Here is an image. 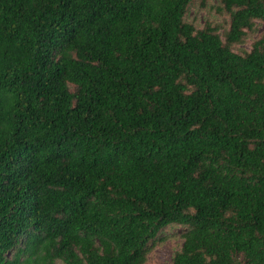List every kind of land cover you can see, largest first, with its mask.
Masks as SVG:
<instances>
[{"label": "trees", "instance_id": "trees-1", "mask_svg": "<svg viewBox=\"0 0 264 264\" xmlns=\"http://www.w3.org/2000/svg\"><path fill=\"white\" fill-rule=\"evenodd\" d=\"M195 1L0 0V264H264V0Z\"/></svg>", "mask_w": 264, "mask_h": 264}, {"label": "rangeland", "instance_id": "rangeland-1", "mask_svg": "<svg viewBox=\"0 0 264 264\" xmlns=\"http://www.w3.org/2000/svg\"><path fill=\"white\" fill-rule=\"evenodd\" d=\"M187 21L202 28L210 25L212 28L225 29L228 26L229 17L217 9V2L214 0H196L189 12ZM264 32L263 26H258L255 36ZM255 37L248 38L246 44L239 45L238 50L250 51ZM184 232L182 227H172L167 229L161 237L164 240L158 242L147 258L146 264H171L175 252L182 247L181 235Z\"/></svg>", "mask_w": 264, "mask_h": 264}]
</instances>
